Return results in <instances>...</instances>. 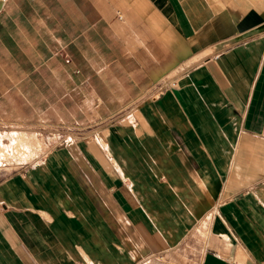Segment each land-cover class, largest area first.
<instances>
[{
  "label": "crops",
  "instance_id": "0c3cea01",
  "mask_svg": "<svg viewBox=\"0 0 264 264\" xmlns=\"http://www.w3.org/2000/svg\"><path fill=\"white\" fill-rule=\"evenodd\" d=\"M0 264H264V0H0Z\"/></svg>",
  "mask_w": 264,
  "mask_h": 264
}]
</instances>
